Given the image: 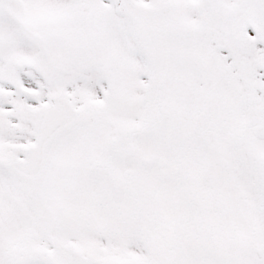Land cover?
Returning a JSON list of instances; mask_svg holds the SVG:
<instances>
[{
    "label": "snow or ice",
    "instance_id": "1",
    "mask_svg": "<svg viewBox=\"0 0 264 264\" xmlns=\"http://www.w3.org/2000/svg\"><path fill=\"white\" fill-rule=\"evenodd\" d=\"M0 264H264V0H0Z\"/></svg>",
    "mask_w": 264,
    "mask_h": 264
}]
</instances>
